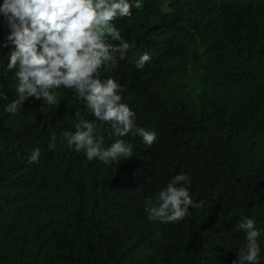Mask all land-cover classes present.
<instances>
[{"label": "trees", "instance_id": "1", "mask_svg": "<svg viewBox=\"0 0 264 264\" xmlns=\"http://www.w3.org/2000/svg\"><path fill=\"white\" fill-rule=\"evenodd\" d=\"M139 2L115 22L135 47L100 70L124 89L137 126L157 133L151 147L124 137L127 160L89 161L60 143L76 112L94 120L63 87L45 113L32 97L6 113L16 80L0 50V264H232L245 245L242 216L261 230L264 264V0ZM144 52L151 60L137 69ZM178 173L203 207L175 223L150 220L146 201Z\"/></svg>", "mask_w": 264, "mask_h": 264}, {"label": "clouds", "instance_id": "2", "mask_svg": "<svg viewBox=\"0 0 264 264\" xmlns=\"http://www.w3.org/2000/svg\"><path fill=\"white\" fill-rule=\"evenodd\" d=\"M139 0H3L0 21L7 34L0 39V50L7 48V69L14 70L15 98L4 105V111L16 115L28 98L43 101L40 111L58 104V89L63 87L83 101L94 120L75 113L72 130L61 132L60 143L67 141L69 149L83 152L86 159H98L104 164L127 160L133 156V145L124 137L130 133L141 137L151 147L157 138L155 131L138 127L135 112L123 102L120 83L108 77L101 79L100 70L115 63L117 56L124 60L134 44L126 41L115 22L131 17ZM144 52L135 62L137 69L150 62ZM0 84V102L8 100ZM100 122L99 124L97 123ZM108 124L109 135L115 137L104 144L103 125ZM57 135H51L49 150H55ZM41 150L35 147L28 163H38ZM188 176L178 173L161 188L154 200L146 201L150 220L175 223L189 215V208L203 207L204 201L194 202ZM237 227L245 233V245L232 264H260L261 230L253 218L242 216Z\"/></svg>", "mask_w": 264, "mask_h": 264}]
</instances>
